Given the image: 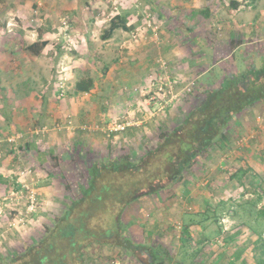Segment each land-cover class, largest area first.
I'll return each instance as SVG.
<instances>
[{"label": "rangeland", "instance_id": "rangeland-1", "mask_svg": "<svg viewBox=\"0 0 264 264\" xmlns=\"http://www.w3.org/2000/svg\"><path fill=\"white\" fill-rule=\"evenodd\" d=\"M186 4L189 8L181 7ZM86 5L85 0H0V132L9 133V138L0 134V264H21L24 253L40 260L44 251L37 252L35 246L47 248L51 242L40 240L65 224L67 216L79 217L86 202L92 204L83 200L73 207L91 180L92 167L109 164L122 153L137 162L159 140L161 124L171 127L225 76L264 61V0H169L159 8L160 17L145 0H98ZM125 11L131 27L106 45L103 31L108 23L103 18ZM97 17L102 20L95 22ZM40 38L50 43L36 56L26 45ZM60 45L65 48L62 53ZM82 77L95 82L87 93L75 88ZM160 86L165 99L173 95L161 110L148 100ZM125 120L131 125L121 132L102 130ZM229 130L235 135L230 143L216 142L211 156L200 157L180 180L157 190L159 196L140 194L139 209L133 203L138 198V172H103L96 184L111 185V198L116 197L115 190L126 197L124 192L132 187L136 189L125 200L137 197L124 211V203L115 199L104 208V202L95 204L97 210L86 220L95 236L76 239L81 256L71 252L68 239L60 241L65 264L137 263L139 238L130 223L138 212L146 216L156 211L164 194L175 192L180 198L189 192V183L212 195L211 203L215 194L227 197L221 206L227 229L225 219L220 230V224L212 223L206 226L211 236L206 245L212 248H191L193 241L186 248L181 239L182 212L189 205L184 202V207L178 205L169 213L160 211L163 215L156 216L162 224L155 232L142 225L148 239L147 253L139 255L143 261L259 264L257 256H264L259 238L263 231L264 240V217L259 213L264 207H259L264 189V99L234 115ZM251 158L260 160V166L251 167ZM195 206L202 209L198 203ZM105 210L113 215L121 212L124 228L111 230L108 238L99 237L113 223ZM152 244L156 254L150 252ZM55 255L53 250L46 264H53Z\"/></svg>", "mask_w": 264, "mask_h": 264}, {"label": "trees", "instance_id": "trees-1", "mask_svg": "<svg viewBox=\"0 0 264 264\" xmlns=\"http://www.w3.org/2000/svg\"><path fill=\"white\" fill-rule=\"evenodd\" d=\"M145 2L148 3L149 6H155L152 0H145ZM237 5L238 3L234 2V7H237ZM128 14L129 12L125 11L124 13L114 16L108 31H106L109 33L104 36L106 38L109 37L117 27L127 28L126 22L129 21L130 17ZM5 22L6 20L3 23L5 24ZM49 43V39L40 38L27 44L26 49L30 53L39 56L44 52ZM59 50L62 53L65 51V48L60 45ZM94 83L92 77H82L76 82L75 88L78 92H89L94 87ZM261 98L264 99V61H262L260 65H257L255 62L246 67V69L241 70L239 74L235 76H225L215 88L208 90L206 94L198 98L185 113H182L179 120L173 121L171 127L169 126L167 128L165 125L161 124L162 127L160 128L159 140L142 155L140 154L137 162L131 160V155L129 153H122L120 156L110 161L109 164L99 163L92 167L91 180L88 186L83 190V196L73 202V207L84 202L83 200L88 202L92 201V204L86 202L83 211L76 219H70L69 216H67L66 223L59 226L56 231L52 233V238L50 236L47 239V236H45L44 239L40 240V242L51 241L47 248L41 245H34L37 248V252L39 250L44 251V256L40 258V263L46 264L50 262V254L55 250L56 255L51 262L53 264H65L66 253L60 254L59 251V249L61 250L63 248V244L60 245V241L63 242V239H68L67 241L70 243L72 249L71 252L77 251L81 256L82 247L81 245L77 246L78 241L76 239L80 236H83L85 239L95 236L94 233L91 234L88 231L86 221L90 219L97 210L94 206L95 204L104 202L101 204L104 208L107 201L115 199L121 205L124 203L122 208L124 211L128 204L137 197L136 195L135 197L132 195L133 197H131V200H125L126 197L127 199L129 198L128 195H130V193L128 192H134L133 190L136 189L132 187L124 192L126 197H120L118 195L120 192L115 190L116 197L111 198V185L98 187L96 184L101 174L103 175V172H138V183H136L138 185V198L140 194L155 193L157 190L160 192V190L168 188L177 180H180L182 175L194 167L200 157L207 158L211 156V153L214 151L213 149L211 150V148L217 144L216 142L225 141L226 143H230L235 137L234 133L229 130L231 118L243 112L251 105H254L255 102ZM0 134L3 133L0 132ZM8 134L9 133L3 134V136L9 138ZM161 155L163 158L158 160ZM154 160L157 161V164L154 163ZM234 177L236 176L234 175ZM252 185L255 184L252 183ZM259 200L260 197L258 202ZM258 202L253 203V206H256ZM259 213L260 216L263 215L264 217V209H261ZM68 214L67 212V215ZM104 214L107 217L111 216L113 223L111 222L108 231L99 237L103 236V238H108L113 235L111 230H116L117 228L124 229L121 222V212L113 215L110 211L105 210ZM248 223L250 222L248 221ZM248 223H246V225H248ZM254 232L257 231L255 230ZM262 232L263 231H261V234ZM261 234L259 238L263 242L261 246L262 252H264V240ZM182 236V240H184L185 244L191 245L192 236L186 228L182 231ZM209 238L210 237L207 236L206 238L200 239L199 244L205 241L207 242ZM124 243V247L128 245L127 242ZM131 246L134 248V245ZM152 247L153 246L150 245L151 249ZM26 254L27 253H24L23 256H26ZM256 254L257 253H255V255ZM257 259L259 264H264L263 254H259ZM158 264H164V261Z\"/></svg>", "mask_w": 264, "mask_h": 264}, {"label": "crops", "instance_id": "crops-1", "mask_svg": "<svg viewBox=\"0 0 264 264\" xmlns=\"http://www.w3.org/2000/svg\"><path fill=\"white\" fill-rule=\"evenodd\" d=\"M92 1L98 2V0H85V3L87 4L86 7H90V4H92ZM152 1L156 5L154 7L157 8L156 9V13H157L156 15H158L159 17L160 16H163L162 15V11H159V8H162L164 6L163 3L164 2L167 3L169 0H152ZM88 3H89V5H88ZM181 3H183V1ZM186 6H188V5L186 4V5H183L181 7H183V8H189V7H186ZM118 14H121V13L117 12V13H115L112 16H108L106 18H103V20L108 23L107 26H106V28L103 31V37L104 38H106L104 35H106V34L109 33V32H106V31H108V28H109V26L111 24L112 18L114 16L118 15ZM100 20H102V19H100L99 17H97L95 19V22H99ZM92 23H93V21H92ZM131 24H132V21H128V22H126V26L128 25L127 28H125V27H117V28H115L113 30L112 34L109 35V37L106 38V41L109 42L106 45H110V44L112 45L117 40H119L121 37H123L124 36L123 35L124 32L126 30L128 31L129 26ZM122 41H123V39H122ZM126 43L127 42H125L124 44L126 45ZM142 83L144 84V82H142ZM143 84H141V85H143ZM148 84H149V81L147 80L145 82V86H147ZM147 91H148V89L146 90V92ZM54 93H57V91L54 92ZM110 133H112V132H109V134ZM254 152L256 153V151L254 149H252V153H254ZM248 164H250L254 168H257V167L260 166V160L259 161H255V159L251 158L250 160H248ZM263 166H264V162H263ZM244 182L245 181H241V184L244 185V186L245 185L246 186L249 185V184H244ZM190 184L191 183H189L187 186L191 190L189 192H187V193L184 192L182 194L183 196H181L180 198H178L179 196L175 192H172L170 195H168V193H166V194H164L165 199H162L163 201H161L158 205H156L158 207L155 206V210L156 211H152L151 210V212L147 213L146 216H144V214H142L141 212H138L139 216L136 215L134 217V220L132 221L133 223H130V225H133L132 228H135V231L137 232L138 238H139V240H138L139 241L138 242V259H135L137 261V263H135V264H158V262H161V261H158L157 263H154L153 260L152 261H148V262H144L143 261V258L141 256H139V255H144L145 253H147V251L145 249L147 248L146 247L147 246L146 245L147 244L146 243V240H148V239H147V236H144L146 232L142 228V225L144 224L143 227L145 229H147V230L149 229L150 230V233L155 232L156 231V228L160 224H162V221H160V223H159V218L156 216V213H157V215H163L160 211H162V212H168L169 213L171 211H174V209H176V206H178V205L179 206L182 205L184 207V202L186 203V205H189L188 207L185 206V208H187L188 210H190L191 208H195L193 210L194 212H191V211H188V210H184L182 212V226H183L182 229L184 230L186 228V230L188 232H190V235L192 236V241H193V244L194 245L191 246V248H198V247H206V248L209 247V248H212V245H206V243H207L206 241L204 243H202V244H199L200 239L206 238L207 236H209L211 238V236L206 233V229H207L206 226H208V225H210L212 223H214V224H220V227L218 228L220 230L222 228V225L221 224H223V223H221L222 219L223 220L225 219L224 220V227H225V225L226 226L228 225V223H226L227 222L226 221L227 217H224L223 212H222L223 210L221 208V206L226 203V201H227L226 198L227 197H224L223 194L222 195L221 194H219V195H216L215 194V195H213L214 196V202L211 203L208 200H209L210 197H212V195H209V194H206V193H202L200 188L197 191L196 188L193 187L192 184L191 185ZM253 184H256V183L253 182ZM152 194H155L156 196H159L160 195L159 193H151V195ZM149 196H150V194H146L145 196L143 195L141 197H149ZM141 197L137 198L133 202L134 205H136L137 208H138V200H140ZM181 201H182V203H181ZM257 201H258V199H257ZM262 202H264V189L262 190L261 202L260 203L258 202L260 208H261V206H264V204H262ZM196 203H198L199 206L202 209L197 208L196 207L197 205L195 207H193V205L196 204ZM262 209H264V207H262ZM208 210H209L210 213L207 212ZM231 217H233V218L234 217L235 218L238 217L239 218V216H231ZM232 222H235V220H232ZM225 229H227V228L225 227ZM163 231H165V229H163ZM194 231H197L198 232V238L195 237ZM165 233L166 232H161V234H165ZM181 239H183V236H182ZM155 240L158 241L157 238H155ZM206 240H208V239H206ZM152 246L153 247H152V249H150V252H152V254H154V253L156 254V250H154L155 245L152 244ZM183 247H186L187 248V247H190V246L188 244H183ZM129 250H130L131 253H133V255L134 254H137V250H133V248H129ZM214 255L217 256L216 253H214Z\"/></svg>", "mask_w": 264, "mask_h": 264}, {"label": "built area", "instance_id": "built-area-1", "mask_svg": "<svg viewBox=\"0 0 264 264\" xmlns=\"http://www.w3.org/2000/svg\"><path fill=\"white\" fill-rule=\"evenodd\" d=\"M149 25H151V23H149ZM153 30H155V28L153 27ZM154 82V81H153ZM151 82V85H154V83ZM187 88L190 90L191 89V85L190 83H188ZM163 87L160 86L158 87V91H154V94H152L148 100H150L152 103H154L155 105H157L159 107V110H161L165 105H169L173 95L171 96V98L169 99H165L163 97V95L165 94L163 91ZM157 94V95H156ZM165 102V104H164ZM131 125V122L129 121H121V122H117V121H113L110 125H108L106 128H103L102 130L104 132H121L123 130H125L128 126Z\"/></svg>", "mask_w": 264, "mask_h": 264}, {"label": "flooded vegetation", "instance_id": "flooded-vegetation-1", "mask_svg": "<svg viewBox=\"0 0 264 264\" xmlns=\"http://www.w3.org/2000/svg\"><path fill=\"white\" fill-rule=\"evenodd\" d=\"M21 264H31L34 262V264H41V260L38 259L36 255H33L32 258H28V255L24 256L20 259Z\"/></svg>", "mask_w": 264, "mask_h": 264}]
</instances>
